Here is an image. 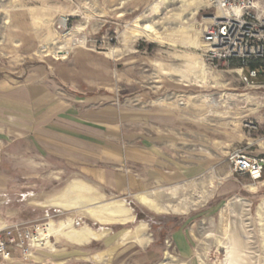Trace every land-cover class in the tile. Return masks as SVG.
Instances as JSON below:
<instances>
[{
    "label": "rangeland",
    "instance_id": "1",
    "mask_svg": "<svg viewBox=\"0 0 264 264\" xmlns=\"http://www.w3.org/2000/svg\"><path fill=\"white\" fill-rule=\"evenodd\" d=\"M210 13L203 0H0V66L44 64L50 80L70 92V83L91 92L108 71L111 89L125 95L130 107L140 93L148 103L169 104L173 140L180 141L183 123L190 126L191 140L198 133L217 138L231 123L239 138L234 148H243L241 138L264 141L261 99L240 82L239 65L204 60L201 37ZM62 17L69 30L65 37L57 30ZM59 45L68 51L64 59L56 58ZM51 67L57 70L51 73ZM251 120L260 124L258 133L245 126ZM250 151L257 155L254 147ZM13 173L20 184L21 171ZM235 177L212 192L202 193L195 184L188 193L175 188L158 194L156 212L121 201L128 210L121 222L133 219L111 227L115 247L103 251L93 243L63 264H264V171L257 183ZM15 188L0 189L1 215L12 209V220L43 217L45 208L28 201L20 185ZM45 188L52 194L60 186ZM104 204L110 202L96 205ZM75 220L79 226L71 227L77 230L99 226L90 218ZM46 247L51 249L49 242Z\"/></svg>",
    "mask_w": 264,
    "mask_h": 264
},
{
    "label": "crops",
    "instance_id": "2",
    "mask_svg": "<svg viewBox=\"0 0 264 264\" xmlns=\"http://www.w3.org/2000/svg\"><path fill=\"white\" fill-rule=\"evenodd\" d=\"M120 5L116 7L118 11ZM211 14L207 15L208 20ZM10 67L0 66V189L9 187L13 192L20 185L23 196L37 201L45 212L41 218L23 221L12 220L16 212L8 209L4 215L0 212V225L10 227L16 236L17 230L33 231L35 226L46 230L48 222L58 226L67 218L73 227L80 224L75 219L83 217L99 224L90 229L94 236L81 243L59 234L47 238L39 235L40 243L31 250L29 258L23 261L13 254L14 264H63L79 255V249L93 243H100L103 251L115 247L117 241L110 236L111 227L125 225L133 216L125 223L90 217L84 210L87 204L76 205L78 192L72 189L75 183L83 188L80 194L96 198L95 205L133 200L156 212L152 205L160 200L158 194H170L175 188L188 193L195 184L202 193L206 188L212 192L222 181H236L226 157L239 143L231 123L224 135L221 131L212 140L201 133L191 140L190 126L183 123L180 141L173 140L169 104L148 103L147 96L140 93L136 104L130 107L125 95L111 89L108 71L101 86L91 85V92H79L72 83L70 92L63 90L60 82L50 80L44 64ZM50 69L51 73L57 70ZM242 141L252 145L257 154L264 150V141L258 137H244ZM251 147L249 154L254 155ZM16 170L21 171L20 184L14 181ZM223 171L227 172L224 176ZM238 177L258 182L248 175ZM47 184L60 188L47 194ZM63 200L71 205L68 207ZM47 240L51 249L46 247Z\"/></svg>",
    "mask_w": 264,
    "mask_h": 264
},
{
    "label": "built area",
    "instance_id": "3",
    "mask_svg": "<svg viewBox=\"0 0 264 264\" xmlns=\"http://www.w3.org/2000/svg\"><path fill=\"white\" fill-rule=\"evenodd\" d=\"M212 10L209 24L204 28L201 42L204 60L213 65L226 62L240 66V82L248 89L259 94L260 109L264 112V0H205ZM67 19L62 17L57 24L62 36L69 33ZM56 58H65L68 51L56 47ZM249 131L258 133L260 124L249 121L245 125ZM234 148L228 155L233 175L248 177L259 181L264 171V155L249 154L248 148ZM39 228L21 232L0 225V264H14L13 254L23 261L30 256L31 250L39 245Z\"/></svg>",
    "mask_w": 264,
    "mask_h": 264
},
{
    "label": "bare ground",
    "instance_id": "4",
    "mask_svg": "<svg viewBox=\"0 0 264 264\" xmlns=\"http://www.w3.org/2000/svg\"><path fill=\"white\" fill-rule=\"evenodd\" d=\"M151 27L150 26H145V29H150ZM48 53V52H47ZM44 54V53H43ZM44 55H47V54H44ZM61 59H64V58H61ZM76 181H79V180H76ZM81 183V182H80ZM74 184V183H73ZM84 185V184H83ZM82 185V186H83ZM85 188V187H84ZM72 189L76 190L78 192L77 194V200L76 201V205H85L87 204V206H85L84 210L85 212L92 218L98 220V221H101V222H105V221H124V219H122V217H124V215L127 213V209L123 206V204L121 202H117V203H110V204H107V205H103V206H98V205H95L93 204L94 202V198L93 196L89 197V196H85L83 194H80V190H82L83 188L79 185H73L72 186ZM88 189V188H87ZM86 189V190H87ZM70 190V189H69ZM91 191V188L89 187L88 191ZM89 191V192H90ZM69 192V191H68ZM73 192V191H72ZM71 192V193H72ZM66 193V192H65ZM70 193V192H69ZM70 193V194H71ZM68 194V193H67ZM66 194V195H67ZM64 195V194H63ZM62 195V197H64ZM69 195V194H68ZM76 195V194H75ZM61 196V195H60ZM58 196V197H60ZM73 196V195H72ZM60 197V198H62ZM59 198V199H60ZM62 200V199H61ZM76 200V199H75ZM50 201V200H49ZM64 201V200H63ZM73 201V200H72ZM52 202V201H51ZM68 202V200L66 201ZM66 202L64 201V203L66 204ZM71 201H69L70 203ZM75 202V201H74ZM73 202V203H74ZM115 202V201H114ZM53 203H54V200H53ZM52 203V205H54ZM56 203V201H55ZM63 203V202H61ZM72 203V202H71ZM72 203V204H73ZM51 204V203H50ZM58 205H60V202L59 203H56ZM63 204V205H65ZM75 204V203H74ZM148 204V203H147ZM156 204V203H155ZM67 205V204H66ZM71 205V204H70ZM69 204L67 205L68 207L70 206ZM81 207V206H80ZM152 209H159V207L157 208V206H154L152 205ZM170 207V206H169ZM66 208V207H65ZM73 208V207H72ZM71 208V210H72ZM83 209V208H82ZM128 221V220H127ZM49 225L47 227L46 230H41L39 229L38 230V233L40 235V237H50L54 234H59V235H62L64 237H66L67 239L71 240V241H75L77 243H81L85 240H87L88 238H90L91 236H94L93 235V232L91 230H89L88 228H83V229H80V230H77V229H74L71 227L72 225V220L68 219L65 221V222H60L59 224H57L58 226H55L54 223L52 222H48ZM124 223V222H123ZM46 227V225H45ZM42 240V239H41ZM47 242H49V240H47ZM51 243V242H50Z\"/></svg>",
    "mask_w": 264,
    "mask_h": 264
}]
</instances>
